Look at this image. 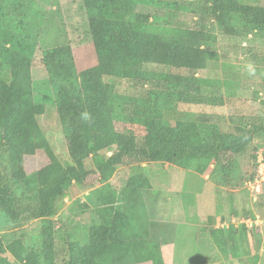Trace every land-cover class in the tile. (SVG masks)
<instances>
[{
	"label": "rangeland",
	"instance_id": "obj_1",
	"mask_svg": "<svg viewBox=\"0 0 264 264\" xmlns=\"http://www.w3.org/2000/svg\"><path fill=\"white\" fill-rule=\"evenodd\" d=\"M239 1L261 5V0ZM202 5V0H131L132 14L146 24L147 33L202 38L208 57L194 75L146 64L131 82L105 78L115 91L113 104L131 106L128 119L135 105L143 106L133 88L147 78L220 91L217 99L200 105L189 99L157 103L163 119L193 137L212 128L229 131L233 118L264 117V32L251 31L246 18L233 14L224 30L200 10ZM54 50L61 51L57 56L69 62L75 75L96 67L84 0H0V57L24 60L32 101L44 107L33 133L40 149L9 168L11 195L20 208L37 201L32 175L47 164L44 149L64 167L72 165L56 111V90L43 62ZM128 124L137 136L144 130L137 117ZM115 150L98 154L107 158ZM259 155L264 158V137L255 138L230 171L198 158L118 166L106 180L95 175L74 179L56 201L50 221L13 222L0 210V264H71L73 250L80 256L95 230L105 225L102 210L122 244L108 236L107 243L116 247L98 258L100 264H264ZM93 159L89 155L85 160L87 169Z\"/></svg>",
	"mask_w": 264,
	"mask_h": 264
},
{
	"label": "trees",
	"instance_id": "obj_2",
	"mask_svg": "<svg viewBox=\"0 0 264 264\" xmlns=\"http://www.w3.org/2000/svg\"><path fill=\"white\" fill-rule=\"evenodd\" d=\"M202 4L200 10H206L224 30L230 25L227 16L233 14L246 18L251 31L264 32V0L260 6L239 0H202ZM84 7L96 67L75 75L68 67L69 62L57 56L61 51H50L43 58L51 85L56 90V111L72 165L64 167L44 149L47 164L32 175L37 201L21 208L11 195L7 180L9 168L16 167L24 156H33L40 149L33 133L36 117L43 115L44 107L32 101L28 65H24V60L16 62L0 57V210L13 222L50 221L56 215V201L74 179L82 181L95 175L106 180L118 166L208 158L222 170L230 171L246 154L253 140L264 137V117L233 118L229 131L212 128L197 137L176 129L163 119L158 102L189 99L200 105L206 100L217 99L220 93L218 89H203L187 82L141 80L133 89L143 106L135 105L128 119L126 114L131 106L113 104L115 91L105 78L118 77L131 82L146 64L164 65L194 75L206 64L208 51L202 47L204 40L147 33L146 24L132 14L131 0H84ZM84 112L90 119L82 118ZM133 117L143 124L140 136L128 124ZM114 146L116 150L107 158L99 156L98 152ZM89 155L94 159L93 166L87 169L85 160ZM104 212L100 214L105 225L95 230L89 246L80 250V256L77 249L73 250L71 264L98 263V258L116 247L117 242L122 244L114 235L116 228L113 229L112 220L106 218ZM108 236H114L116 243H107Z\"/></svg>",
	"mask_w": 264,
	"mask_h": 264
},
{
	"label": "built area",
	"instance_id": "obj_3",
	"mask_svg": "<svg viewBox=\"0 0 264 264\" xmlns=\"http://www.w3.org/2000/svg\"><path fill=\"white\" fill-rule=\"evenodd\" d=\"M257 168H258V175L262 176L264 173V158L259 155L257 159Z\"/></svg>",
	"mask_w": 264,
	"mask_h": 264
},
{
	"label": "clouds",
	"instance_id": "obj_4",
	"mask_svg": "<svg viewBox=\"0 0 264 264\" xmlns=\"http://www.w3.org/2000/svg\"><path fill=\"white\" fill-rule=\"evenodd\" d=\"M81 115H82V118H83L84 120H88V119H90L89 114H88L87 112H84V113H82Z\"/></svg>",
	"mask_w": 264,
	"mask_h": 264
}]
</instances>
